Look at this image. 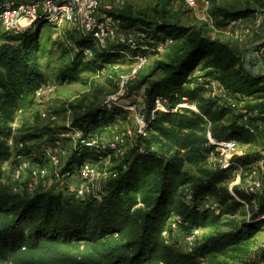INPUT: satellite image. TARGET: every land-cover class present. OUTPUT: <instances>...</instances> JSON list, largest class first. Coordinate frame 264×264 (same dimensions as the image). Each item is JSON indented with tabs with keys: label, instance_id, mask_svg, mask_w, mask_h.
<instances>
[{
	"label": "trees",
	"instance_id": "obj_1",
	"mask_svg": "<svg viewBox=\"0 0 264 264\" xmlns=\"http://www.w3.org/2000/svg\"><path fill=\"white\" fill-rule=\"evenodd\" d=\"M255 4L258 10L219 9L220 24L264 11V0ZM107 13L126 31L153 27V22L135 15L131 6ZM44 24L38 21L16 36L0 32V264H202L208 255H225L230 248L240 251L239 258L247 257L248 247L241 246L264 227V196L235 187L236 199L226 185L232 170L200 167L192 176L185 167L207 160L213 148L210 137L216 142L259 145L257 155L235 157L239 166L249 168L264 159V77L250 71L243 56L228 44L211 40L194 27L155 25L153 40L171 39L172 53L154 64L143 83L140 114L146 121V134L137 136L100 199L77 200L68 190L43 188L19 193L4 182L5 164L14 157L11 140H27L15 136L17 114L34 104L37 93L47 85L40 65L44 48L39 30ZM61 50L58 76L74 82H80L86 72L101 73L126 61L128 53H136L116 44L103 49L82 35L72 48ZM158 73L161 77L154 79ZM210 80L217 81L227 96L250 98L251 104L240 114L220 106V101L206 97ZM159 98L166 110L153 115ZM126 113L117 107L102 112L93 109L75 126L89 139L96 134L94 130ZM108 153L115 152L80 142L70 166L96 164ZM187 190L192 201L187 200ZM207 198L216 202L217 211L214 205L206 207ZM240 210L243 220L235 217ZM228 215L232 216L228 232L208 237L191 252L170 243L165 234L173 233L174 220L180 232L188 235L220 226Z\"/></svg>",
	"mask_w": 264,
	"mask_h": 264
},
{
	"label": "rangeland",
	"instance_id": "obj_2",
	"mask_svg": "<svg viewBox=\"0 0 264 264\" xmlns=\"http://www.w3.org/2000/svg\"><path fill=\"white\" fill-rule=\"evenodd\" d=\"M128 6L133 8L135 15L153 22L152 28L140 26L143 30L138 32L137 39L142 44H151L154 41L152 36L153 31L157 30L155 26L157 23H176L185 27H194L211 40L228 44L243 56V61L250 71L264 77V11L256 12L247 18L231 20L226 25L220 24L218 12L219 9L258 10L255 0H199L195 9H191L185 0H102L100 16L108 15L109 11L121 12ZM121 30L127 33L123 28ZM0 32H3L1 27ZM39 35L44 48L40 65L47 75L48 89L34 104L28 105L17 114L14 124L15 136L16 138L26 137L27 140L26 142L11 140L14 157L5 164L7 175L4 182L19 193L24 191L33 193L37 188L60 192L77 186L81 182L78 176L79 165L75 164L71 167L70 164L73 162L78 144L87 139L75 124L90 110L100 109L101 112L105 110V102L111 99L127 113L125 116H117L111 124L103 125L93 131L103 145H108L116 135H119L122 140L116 153L113 155L108 153L103 160L94 164L98 175L92 182L94 194L87 199L98 198L109 180L113 178V170L121 163L124 155L133 148L137 136L146 134L147 125L140 118L144 101L142 97L146 88L143 83L151 75L154 64L157 61L166 60L172 53L173 43L163 53H149L148 63L138 71L134 61L126 58V61L109 66L101 73L86 72L82 74L80 82H74L63 81L58 75L62 64L61 49L72 48L75 40L80 38L79 31L70 24L56 28L45 23L40 28ZM161 75L162 73H158L154 79L160 78ZM221 91V96L216 99L220 101L219 105L231 108L236 114L243 113L245 106L251 104L250 98H232ZM211 93L212 90L208 89L206 97L211 98ZM44 115L47 116L44 117ZM20 143H25L21 151L18 149ZM259 149L257 144H239L238 152L241 156L257 155ZM239 155H235L233 160ZM52 158L58 160L57 165ZM221 161L220 157L211 160L208 156L201 165H186L185 169L194 176L200 167L216 168L221 165ZM24 164H27V170L20 178H17L16 173ZM248 169L245 168L243 173L232 169L231 179L226 183L230 191L234 193L235 187L246 193L250 191L253 179ZM188 191L190 190L186 192ZM209 204L214 205L216 211L219 209L213 200ZM242 212L243 210H240L235 217L243 220ZM231 218L230 215L224 217L222 224L213 229L197 230L198 239L193 249L202 245L208 237L228 232L226 225ZM172 229L173 233H165L169 242L176 243L182 250L188 252L190 246L188 237L180 232L176 220L172 222ZM241 247H248L250 253L247 257L239 258L242 257L240 251L230 248L225 255H208L202 260V264H236L241 261L264 259V227L250 242Z\"/></svg>",
	"mask_w": 264,
	"mask_h": 264
},
{
	"label": "built area",
	"instance_id": "obj_3",
	"mask_svg": "<svg viewBox=\"0 0 264 264\" xmlns=\"http://www.w3.org/2000/svg\"><path fill=\"white\" fill-rule=\"evenodd\" d=\"M185 1L191 9H195L199 2V0ZM101 3L102 0H0V27L3 29V32L16 36L31 29L35 23L42 20L56 28L61 27L64 24H70L76 27L80 35L95 40L103 49L108 48L109 44H116L119 46H128L129 48L136 50V53L134 54H127V59L130 58L134 61L136 71L148 63L149 53H163L165 49L173 43L171 39H166L164 41H153L151 44H142L137 39L138 32L131 30L127 31V33H123L120 23L113 17L109 15H104V17L100 16ZM206 87L207 89L212 90V99H218L221 96L220 91H224L221 85L213 80H210ZM47 89L48 87L46 86L42 88L37 93V96L41 97ZM156 105L157 108L153 112V115L166 110L161 98L156 100ZM233 106L235 107V105ZM116 107H118L117 103L111 99H108L104 104V109L108 111H111ZM46 116L47 115H44V117ZM140 118H142V122L146 124L144 117L140 115ZM71 130L74 129L71 128ZM129 134H131V132H129ZM97 136L98 135L95 134L87 139V141H83V144L90 148L109 150L115 153L119 150L122 143L119 135H116L108 145H103ZM210 144L213 148L209 157L211 160H215L218 157L222 158L221 165L219 166L221 169L227 171L236 169L240 173H243L245 168L239 166L237 162L233 160L235 155H239V145L235 140L216 142L210 137ZM24 146L25 143H20L18 149L21 151ZM52 160L55 165L58 164L56 158H52ZM26 170L27 164L21 165L16 173V177L20 178ZM248 170L253 179V185L247 193L263 197L264 159L250 166ZM78 174L81 182L68 191L75 196L77 200H86L94 194L92 182L98 174L94 164L89 162H85L79 167ZM113 177H116V174H113ZM67 180L69 181V179ZM231 193L236 199H238L232 191ZM94 197L97 196L94 195ZM98 198L100 199L99 196ZM187 199L188 201H192L193 199L190 191L187 192ZM211 200L212 199L210 198L206 199L205 204L207 208L212 206L209 204ZM246 207L249 209L248 205ZM198 234V231L195 230L186 236L188 237L187 240L190 245L188 250L190 252L193 250L196 239H198ZM257 261L258 264H264L263 258H259Z\"/></svg>",
	"mask_w": 264,
	"mask_h": 264
}]
</instances>
